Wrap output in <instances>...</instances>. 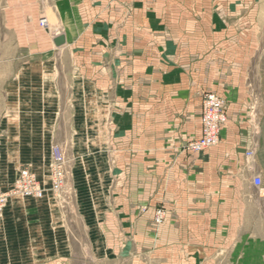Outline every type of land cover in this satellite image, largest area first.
Returning <instances> with one entry per match:
<instances>
[{
	"label": "crops",
	"instance_id": "0c3cea01",
	"mask_svg": "<svg viewBox=\"0 0 264 264\" xmlns=\"http://www.w3.org/2000/svg\"><path fill=\"white\" fill-rule=\"evenodd\" d=\"M259 2L55 0L61 47L39 14L18 26L25 40L0 56V192L22 168L48 180L61 145L75 192H86L83 162H98L105 257H134L144 243L146 256L186 264H263L264 196L253 179L264 185V72L252 80L261 109L251 125L240 120L248 68L231 57L255 32ZM205 93L224 99L229 121L216 147L183 153L202 135ZM69 241L50 196L12 198L0 215V264H71Z\"/></svg>",
	"mask_w": 264,
	"mask_h": 264
},
{
	"label": "rangeland",
	"instance_id": "374dc122",
	"mask_svg": "<svg viewBox=\"0 0 264 264\" xmlns=\"http://www.w3.org/2000/svg\"><path fill=\"white\" fill-rule=\"evenodd\" d=\"M55 0H0V56L12 55L14 53L15 44L19 41H24L26 33H19L18 26L28 27L34 19V16L39 18L40 27L43 36L52 34L54 39L61 36V26L56 20V7ZM257 18L254 25L255 32L248 36L245 41V49H235L233 55L228 57L233 58V62L246 63L249 75V85L251 89V103H249V110L244 115L239 117L243 122L256 124L258 121L259 110L261 109L260 99L257 98V91L254 77L264 72V0L256 6ZM255 7V8H256ZM254 8V9H255ZM16 30L18 32H16ZM60 34V35H59ZM22 39V40H21ZM241 40L237 41L240 43ZM243 41V42H244ZM238 45V44H237ZM237 64V63H236ZM206 94V93H205ZM204 94V95H205ZM214 94V93H213ZM203 95V96H204ZM216 95V94H215ZM203 96H202V113H203ZM218 96V95H217ZM219 97V96H218ZM220 99H224L220 97ZM227 123L229 121L228 112L226 108ZM202 123V114H201ZM226 123V124H227ZM225 124V125H226ZM196 141V140H195ZM192 142V141H191ZM190 143V142H188ZM185 143L181 147L183 153L192 154L184 150L188 144ZM61 146V145H59ZM216 147V146H215ZM66 157V186L64 190L55 194L51 190L52 185V170L51 164L49 166L50 178L41 179L37 176L40 186L44 189V198L51 197L57 202L59 224L64 233L69 235V250L73 251L74 258L71 264H186V260L179 259L174 256H162L161 253H155L146 256L144 252V243H139L138 253L134 257H121L120 259L110 258L109 255L105 257V244L100 242V237L97 231V220L100 214L101 207L106 198L105 193H102V188L99 187V179L95 176L99 171L98 162H83V170L80 171L81 175L77 173L80 186H85L86 192H75L72 187V172L70 167L72 163L67 158L65 149L62 147ZM211 149V148H210ZM256 149V147H255ZM209 150V149H208ZM207 151V150H206ZM255 152V151H254ZM52 155V150H51ZM253 159V158H250ZM23 169V168H22ZM29 169V168H28ZM94 173V176H93ZM80 175V176H79ZM76 179V180H77ZM13 186V185H12ZM12 188V187H11ZM101 190V191H100ZM258 192L259 189H258ZM43 198V199H44ZM12 199V198H11ZM10 199V200H11ZM14 199V198H13ZM19 200H28L32 198L15 197ZM9 200V201H10ZM36 200V199H35ZM41 200V199H37ZM8 201V203H9ZM7 203V204H8ZM6 208V207H5ZM162 208H158L154 212V224L157 227L162 226L167 219V212L165 211L164 220L161 223L157 222V213ZM4 211V210H3ZM2 211V212H3ZM0 213V215L2 214ZM96 224V225H95ZM108 251L111 249L108 248ZM107 252V248H106ZM186 262V263H185ZM264 264V259H262ZM70 264V262H69Z\"/></svg>",
	"mask_w": 264,
	"mask_h": 264
},
{
	"label": "built area",
	"instance_id": "2783aa9c",
	"mask_svg": "<svg viewBox=\"0 0 264 264\" xmlns=\"http://www.w3.org/2000/svg\"><path fill=\"white\" fill-rule=\"evenodd\" d=\"M227 123L225 103L220 97L213 93H206L203 96L202 113V135L196 140L188 143L184 150L196 154L217 146L220 142V135ZM254 151L247 153V157L253 158ZM66 157L59 145L52 147V185L51 190L55 194L61 193L66 186ZM254 186L259 189L261 196H264V185L262 179L257 176L253 179ZM22 197L32 199H43L44 189L40 186L37 175L28 168L20 169L12 188L6 192H0V213L7 206L11 198ZM165 211L160 209L157 213V222L164 220Z\"/></svg>",
	"mask_w": 264,
	"mask_h": 264
},
{
	"label": "water",
	"instance_id": "95a60500",
	"mask_svg": "<svg viewBox=\"0 0 264 264\" xmlns=\"http://www.w3.org/2000/svg\"><path fill=\"white\" fill-rule=\"evenodd\" d=\"M54 43L57 47H61L65 44V38L64 36H59L55 38Z\"/></svg>",
	"mask_w": 264,
	"mask_h": 264
}]
</instances>
